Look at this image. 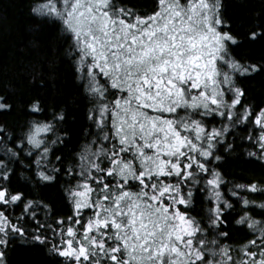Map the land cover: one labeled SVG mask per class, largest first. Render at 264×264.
<instances>
[{
    "label": "trees",
    "instance_id": "1",
    "mask_svg": "<svg viewBox=\"0 0 264 264\" xmlns=\"http://www.w3.org/2000/svg\"><path fill=\"white\" fill-rule=\"evenodd\" d=\"M71 1L0 0L1 264H264V0H109L127 35L219 36L164 84L88 72Z\"/></svg>",
    "mask_w": 264,
    "mask_h": 264
},
{
    "label": "rangeland",
    "instance_id": "2",
    "mask_svg": "<svg viewBox=\"0 0 264 264\" xmlns=\"http://www.w3.org/2000/svg\"><path fill=\"white\" fill-rule=\"evenodd\" d=\"M108 2L109 0H72L60 14L81 47L82 62H90L86 64L88 72L92 73L96 70L111 82V76L121 74V71L127 70L133 73L140 71L145 74L143 82L150 83L149 79L154 78L158 83L164 84L161 79L164 72L171 67L179 69L184 62L186 64L184 67L193 70L194 81H201L205 75H208L206 69L210 62H205L201 56L189 53L193 52L194 45L207 46L209 52L206 53L211 56L217 52L221 40L211 28H205L207 23L192 25L188 22L186 26L181 25L174 30V22L171 18L162 17L160 22L167 29V32H164L166 35L158 33L149 37L145 27H135L127 35L121 22L118 21L119 28H117L111 19ZM121 35H126L129 40L123 45L125 46L123 50L120 44L121 39L124 41L125 38ZM140 40H142L141 44L135 48L136 41ZM168 57L171 59L170 64L161 62ZM173 76H175L174 72L170 77ZM85 193V189L76 192V208L86 207ZM94 223L95 226H102L101 223ZM2 227L0 217V231ZM66 256L75 260L83 257L82 253L75 251L66 252Z\"/></svg>",
    "mask_w": 264,
    "mask_h": 264
}]
</instances>
